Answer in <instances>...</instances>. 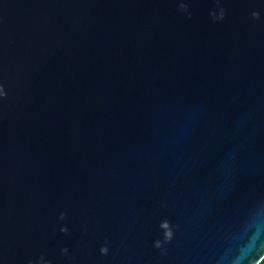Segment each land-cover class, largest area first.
<instances>
[{
  "label": "water",
  "instance_id": "water-1",
  "mask_svg": "<svg viewBox=\"0 0 264 264\" xmlns=\"http://www.w3.org/2000/svg\"><path fill=\"white\" fill-rule=\"evenodd\" d=\"M263 258L264 0H0V264Z\"/></svg>",
  "mask_w": 264,
  "mask_h": 264
},
{
  "label": "clouds",
  "instance_id": "clouds-1",
  "mask_svg": "<svg viewBox=\"0 0 264 264\" xmlns=\"http://www.w3.org/2000/svg\"><path fill=\"white\" fill-rule=\"evenodd\" d=\"M254 15L258 16V13H254ZM223 17V13L221 14V18ZM5 95V94H4ZM170 235V233H169Z\"/></svg>",
  "mask_w": 264,
  "mask_h": 264
},
{
  "label": "trees",
  "instance_id": "trees-1",
  "mask_svg": "<svg viewBox=\"0 0 264 264\" xmlns=\"http://www.w3.org/2000/svg\"><path fill=\"white\" fill-rule=\"evenodd\" d=\"M259 264H264V258L262 259V261Z\"/></svg>",
  "mask_w": 264,
  "mask_h": 264
}]
</instances>
